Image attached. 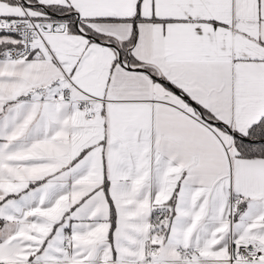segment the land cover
I'll list each match as a JSON object with an SVG mask.
<instances>
[{"label":"snow or ice","instance_id":"6c2138e0","mask_svg":"<svg viewBox=\"0 0 264 264\" xmlns=\"http://www.w3.org/2000/svg\"><path fill=\"white\" fill-rule=\"evenodd\" d=\"M0 264H264V0H0Z\"/></svg>","mask_w":264,"mask_h":264}]
</instances>
